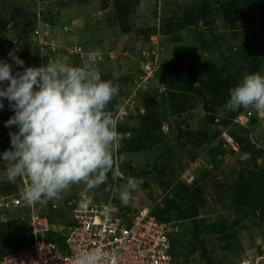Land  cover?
Here are the masks:
<instances>
[{"label": "rangeland", "instance_id": "374dc122", "mask_svg": "<svg viewBox=\"0 0 264 264\" xmlns=\"http://www.w3.org/2000/svg\"><path fill=\"white\" fill-rule=\"evenodd\" d=\"M115 1L0 0V18L8 22L0 33V61L10 64L11 55H15L24 61L38 59L46 64L52 60L84 66L87 54L97 52L95 66L102 79L112 81L119 88L109 109L116 104L114 118L121 139L137 136L144 126L147 114L143 97L147 94L155 101L152 112L162 125L157 140L141 151L115 150L118 178L113 179L109 173L107 184L94 189L83 183L73 185L61 194L59 201L36 203V211L49 219L54 230L60 231L69 225L75 202L121 204L119 189L126 182L123 178L126 175L135 178L139 185L126 206L138 209L155 205L176 228V264H207L199 251L191 253L199 241L204 242L214 264H233L255 255L264 257V214L259 212L256 200L260 191L264 195V113L249 129L255 148L253 160L237 147L235 150L224 147L222 142V149L210 157L205 153L206 143L196 133L203 129L206 111L211 106L198 104L193 110L188 108L171 115L166 92L155 76L148 80L142 77L145 63L150 62L158 71L162 64L179 59H192L203 72L227 65L229 73L236 78V86L247 74L264 75V19L257 22L255 29L245 30L241 24L237 31L222 30L218 16L212 26L206 24L202 6L219 10L223 6L221 2L231 0H128V3L119 0L127 5L128 11L122 19ZM44 25L45 33L57 48L48 57L41 53L32 35ZM77 47L82 49V55L75 52ZM3 103L0 153L10 149L9 133L18 131L15 126L5 127L14 112L7 100ZM123 108L129 114L121 117L119 112ZM218 111L221 116L234 112L225 107H218ZM120 129L128 130L120 132ZM8 166V162L0 160V198L18 193L23 184V180L12 184L7 179ZM185 178H193V182L187 184ZM182 183L189 188H184ZM9 185L15 186V191L7 189ZM247 185L249 193L237 200L238 187L244 189ZM168 192L182 198L190 193L202 197L197 204V223L180 217L168 199ZM260 203L264 205V197ZM27 217L26 208H1L0 236L4 233L14 236L22 218L26 219L30 234ZM194 225H198V231Z\"/></svg>", "mask_w": 264, "mask_h": 264}, {"label": "clouds", "instance_id": "9594fccd", "mask_svg": "<svg viewBox=\"0 0 264 264\" xmlns=\"http://www.w3.org/2000/svg\"><path fill=\"white\" fill-rule=\"evenodd\" d=\"M98 55L88 53L84 66L47 61L39 67H25L11 55L14 65L23 69L15 72L13 64L0 61V109L7 100L14 115L5 127L18 129L9 133L10 149L0 153V160L8 162L10 182L28 181L22 197L30 205L59 201L73 185L98 188L107 184L109 173L113 179L120 176L114 153L122 137L109 109L119 88L102 79L95 66ZM225 107L264 113V75H245L230 89ZM138 186L135 178L126 179L119 189L122 205L129 204ZM109 210L106 205V216ZM117 259L114 252L81 249L74 264H111Z\"/></svg>", "mask_w": 264, "mask_h": 264}, {"label": "trees", "instance_id": "16d2710c", "mask_svg": "<svg viewBox=\"0 0 264 264\" xmlns=\"http://www.w3.org/2000/svg\"><path fill=\"white\" fill-rule=\"evenodd\" d=\"M123 2L128 3V0H123ZM221 3L223 6H221L219 10H215V8L209 9V7L205 5L202 6V18L207 25L212 26L213 20L218 16L221 19L222 30L237 31L241 24L245 30H250L252 28L255 29L257 22L264 19V0H231ZM115 7L122 19L127 17V5H122L121 1L116 0ZM217 11L218 13L216 14ZM208 19L212 20V22H208ZM7 25L8 22L0 18V33L7 28ZM262 34V40H264V31ZM49 37L51 36L49 35ZM190 60L191 61L179 59L162 64L155 73L154 79L157 84L165 88L166 100L168 107L171 109V115L182 113L188 108L193 110L198 104L210 105L211 107L206 111L207 113L204 117L203 129L196 133L198 139L207 145L205 153L210 157H215L218 151L223 147V141L220 140L221 133L222 131L228 130L236 142V147L240 149L248 159L253 160L252 154L255 148L252 146L249 129L233 125L235 117L245 109L241 108L224 116L218 113V107H225L230 98V89L236 86V78L232 77L231 73H229V66L212 67L210 71L203 72L192 59ZM150 97L151 94H147L143 97V106L147 114V117L144 118V126H142L137 136H132L130 139H121L118 146L120 150H126L129 153L139 152L148 143L151 144L157 140L162 125L157 115L152 112V109L155 108V101ZM116 109L117 106L115 104L111 111L114 113ZM255 119L256 118L252 120V123L255 122ZM127 130L128 129H120V132H126ZM259 153L261 154L262 151H259ZM123 178L127 179L128 177L124 175ZM252 181L254 185L255 180ZM187 184H183L182 186L184 188H189ZM255 185L257 187V184ZM248 186L249 185L244 189H241L240 186L238 187L240 191H238L239 197H237V200L249 193ZM7 189L15 191V186L9 185ZM258 194L259 195H256L257 207L259 208V212L264 214V205L260 203L264 195L262 191ZM167 196L180 217L185 220L190 219L194 223H197V204L202 199L201 196L192 195L190 193L186 198H182L178 194H171L170 192H168ZM237 206L241 207V205L238 204ZM154 215L161 221H167L157 206L154 208ZM25 220V218L21 219L20 225L15 229L14 236L6 233L1 234L0 258L14 253L21 247L32 242V237L31 234L28 233L27 222ZM27 220L29 222L28 217ZM194 228L198 231V225H194ZM64 232L65 229L60 231L52 229V231L46 235L45 240L54 242L62 249H65ZM172 240L175 256L176 244L174 237ZM197 251L201 253V256L205 259L207 264H214L207 255V250L203 241H199V244L193 247L191 253L195 254Z\"/></svg>", "mask_w": 264, "mask_h": 264}, {"label": "built area", "instance_id": "2783aa9c", "mask_svg": "<svg viewBox=\"0 0 264 264\" xmlns=\"http://www.w3.org/2000/svg\"><path fill=\"white\" fill-rule=\"evenodd\" d=\"M45 29V25L39 26L32 35L41 53L48 57L50 53H56L57 48L53 47ZM75 52L82 55L81 48L77 47ZM10 64L23 71L12 60ZM42 65V60L24 61L25 67ZM142 71V77L148 80L154 78L157 69L149 62L143 65ZM119 113L121 117L129 114L126 108ZM259 116L263 115L255 109H245L235 117L233 125L250 129L252 120ZM220 140L224 147L236 149V142L228 130L222 131ZM21 180L23 184L17 189L18 193L0 198V209L14 206L28 210L32 242L0 258V264H74V257L81 249L114 252L118 259L111 264H176L172 240L176 228L171 222L161 221L154 215L155 205L129 209L113 201L90 203L86 207L82 206V201L75 202L69 225L65 227V249H62L58 244L45 240L54 225L36 211L35 204L30 205L24 201L22 192L28 181ZM185 180L193 182V178ZM106 205L110 208L107 216L104 211ZM233 264H264V257H244Z\"/></svg>", "mask_w": 264, "mask_h": 264}]
</instances>
